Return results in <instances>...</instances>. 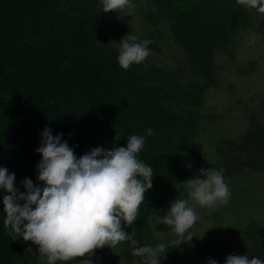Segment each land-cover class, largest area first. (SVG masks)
Listing matches in <instances>:
<instances>
[{
    "label": "trees",
    "instance_id": "1",
    "mask_svg": "<svg viewBox=\"0 0 264 264\" xmlns=\"http://www.w3.org/2000/svg\"><path fill=\"white\" fill-rule=\"evenodd\" d=\"M149 1L171 25L183 53L172 69L141 63L122 70L118 50L102 43V29L114 12L104 13L100 0H0V167L15 175L14 186L23 193L25 178L43 187L36 150L45 128L53 136L63 134L61 142L77 158L96 147H125L132 135L145 136L138 158L153 169V187L133 226L124 227L128 234L136 230L141 246L171 239L165 225L156 226L164 232L156 236L151 218L166 214L176 198H187L181 155L194 146L205 90L217 82L215 53L231 42L247 15L236 0ZM257 112L245 135L218 150L224 177L243 158L264 171V97ZM147 128L155 134L147 136ZM6 194L0 190V264H16L34 244L6 234ZM232 235L221 246L193 237L165 256L169 264H192L196 255L264 260V228ZM106 249L95 251L92 264H116ZM57 264H80V258Z\"/></svg>",
    "mask_w": 264,
    "mask_h": 264
},
{
    "label": "clouds",
    "instance_id": "2",
    "mask_svg": "<svg viewBox=\"0 0 264 264\" xmlns=\"http://www.w3.org/2000/svg\"><path fill=\"white\" fill-rule=\"evenodd\" d=\"M244 8L255 9L264 14V0H236ZM104 13L125 12L131 16L134 5L131 0H100ZM151 40L138 41L135 35L127 34L119 41L117 63L122 70L133 64L143 63L150 55ZM255 43V37L252 38ZM152 128L146 135H154ZM52 135L45 128L37 153L42 157L37 164L38 181L43 187L34 185L25 178L21 181L23 193L14 186L15 175L0 167V190L3 196L7 235L15 241L17 237L37 246L39 258L46 264L69 262L80 258V264H92L96 250L110 249L127 242L132 255L142 264H161V256L169 247L179 248L190 244L200 217L195 208H213L229 201L231 192L225 183L224 169H201L195 178L181 185L187 198H176L163 216L156 215L152 230L159 237L157 225L169 229L168 243L155 246L143 244L136 239L132 227L145 202V193L152 187L153 169L138 158L145 147V136L132 135L125 147H102L91 149L77 158L61 136ZM121 135L117 133L115 139ZM190 167V165H189ZM203 177V178H201ZM23 202V204H21ZM123 225V227H122ZM32 252L31 248L27 249ZM208 264H217L209 259ZM225 264H264V260L248 255H228Z\"/></svg>",
    "mask_w": 264,
    "mask_h": 264
},
{
    "label": "rangeland",
    "instance_id": "3",
    "mask_svg": "<svg viewBox=\"0 0 264 264\" xmlns=\"http://www.w3.org/2000/svg\"><path fill=\"white\" fill-rule=\"evenodd\" d=\"M131 2L135 6L133 14L127 16V10L114 13L113 20L102 29V43L118 50L119 41L127 34L137 36L138 41L149 39L151 55L143 64L172 69L183 60V53L174 41L171 25L159 18L149 0ZM245 9V24L237 28L226 47L215 53L217 82L205 90L194 146L181 155L189 179L195 178L201 169H221L222 166L217 165L221 161L218 150H227V141L236 142L247 133L250 117L257 114L262 105L264 14ZM244 161L243 158L236 163L235 170L225 176L231 192L226 204L213 208L196 206L200 219L192 231L197 240L221 246L230 236H235L232 234L264 228V171L251 168ZM127 246L128 243L123 242L112 249L107 247L104 254L116 264H142L141 258L129 254ZM28 248L32 252H28ZM160 259L161 264L170 262L167 256ZM209 259H213L212 256L196 255L192 264H208ZM214 260L225 264L221 258ZM16 264H46V261L39 258L37 246L33 245L25 248Z\"/></svg>",
    "mask_w": 264,
    "mask_h": 264
}]
</instances>
